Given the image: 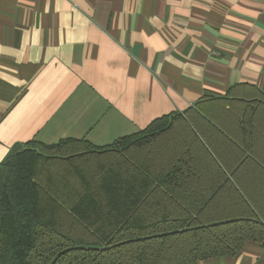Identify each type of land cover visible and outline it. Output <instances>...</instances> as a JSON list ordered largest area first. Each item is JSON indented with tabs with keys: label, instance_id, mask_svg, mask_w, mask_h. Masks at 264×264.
Returning <instances> with one entry per match:
<instances>
[{
	"label": "crops",
	"instance_id": "obj_1",
	"mask_svg": "<svg viewBox=\"0 0 264 264\" xmlns=\"http://www.w3.org/2000/svg\"><path fill=\"white\" fill-rule=\"evenodd\" d=\"M229 93L264 100V0H0V161L31 139L104 146L191 107L199 140L232 164L201 114L234 132L208 100ZM255 120L264 147V108ZM250 166L239 176L264 204ZM198 264H264V244Z\"/></svg>",
	"mask_w": 264,
	"mask_h": 264
},
{
	"label": "trees",
	"instance_id": "obj_2",
	"mask_svg": "<svg viewBox=\"0 0 264 264\" xmlns=\"http://www.w3.org/2000/svg\"><path fill=\"white\" fill-rule=\"evenodd\" d=\"M261 99H208L234 132L202 112L207 99L195 104L232 164L199 140L191 107L104 146L84 138L12 146L0 161V264H198L264 244L263 199L239 176L250 165L264 172Z\"/></svg>",
	"mask_w": 264,
	"mask_h": 264
}]
</instances>
